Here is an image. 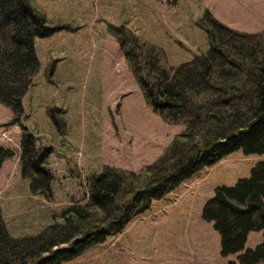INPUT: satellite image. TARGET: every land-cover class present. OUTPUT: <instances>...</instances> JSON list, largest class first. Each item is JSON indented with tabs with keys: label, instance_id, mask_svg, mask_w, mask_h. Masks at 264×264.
Wrapping results in <instances>:
<instances>
[{
	"label": "rangeland",
	"instance_id": "374dc122",
	"mask_svg": "<svg viewBox=\"0 0 264 264\" xmlns=\"http://www.w3.org/2000/svg\"><path fill=\"white\" fill-rule=\"evenodd\" d=\"M48 22L64 28L35 38L39 69L14 121L0 103V146L14 154L0 167V210L10 235L42 231L61 210L87 202V178L110 165L141 172L153 163L183 124L168 123L141 92L110 27L127 26L161 48L175 67L209 47L198 20L205 9L241 32L264 30V0H33ZM50 110H52L50 112ZM54 118V119H53ZM32 131L50 147L51 196L33 194L21 174L20 141ZM264 154L235 150L204 166L163 198L153 200L123 230L62 264H226L213 222L201 216L218 185L248 177ZM60 220V219H59ZM264 243L250 231L244 250Z\"/></svg>",
	"mask_w": 264,
	"mask_h": 264
},
{
	"label": "trees",
	"instance_id": "16d2710c",
	"mask_svg": "<svg viewBox=\"0 0 264 264\" xmlns=\"http://www.w3.org/2000/svg\"><path fill=\"white\" fill-rule=\"evenodd\" d=\"M209 47L175 67L161 48L127 26L110 27L152 110L183 124L163 153L141 172L105 165L87 178V202L61 210L34 235L13 237L0 210V264H62L120 233L153 200L235 150L264 154V30L236 31L205 9L198 20ZM64 28L53 25L33 0H0V103L14 121L23 115L22 98L39 69L35 38ZM52 110H50L51 112ZM54 119V118H53ZM20 141L21 174L33 194L51 196L50 147H38L26 126ZM14 150L0 146V167ZM201 216L213 222L226 264H264V243L243 251L250 231L264 234V159L248 177L218 185Z\"/></svg>",
	"mask_w": 264,
	"mask_h": 264
}]
</instances>
